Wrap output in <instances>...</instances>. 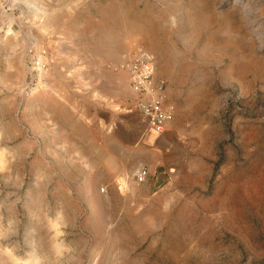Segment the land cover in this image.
Returning a JSON list of instances; mask_svg holds the SVG:
<instances>
[{
	"label": "rangeland",
	"instance_id": "374dc122",
	"mask_svg": "<svg viewBox=\"0 0 264 264\" xmlns=\"http://www.w3.org/2000/svg\"><path fill=\"white\" fill-rule=\"evenodd\" d=\"M137 46L207 125L206 181L157 198L134 176L160 157L130 111ZM0 264H264V0H0Z\"/></svg>",
	"mask_w": 264,
	"mask_h": 264
},
{
	"label": "crops",
	"instance_id": "0c3cea01",
	"mask_svg": "<svg viewBox=\"0 0 264 264\" xmlns=\"http://www.w3.org/2000/svg\"><path fill=\"white\" fill-rule=\"evenodd\" d=\"M138 47H143L153 53L155 57L154 81L156 83L162 82L164 84V105L174 106V115L172 119L167 122L164 132L160 135L151 134L154 135V150L160 156L158 162L144 163L137 168L139 169L142 166H146L148 168L149 174L145 181L138 182L136 180V183L146 185L148 193H150L152 197L157 198L160 197L164 192L167 186L166 180L170 181L171 179H175V182L178 184H181V179H187L189 177L193 178L192 182L196 180L199 184H201L202 181H206L207 174L211 172L210 162L205 161L204 158L203 161H194L193 156L207 146V125L204 123L202 130L196 127V117L192 113L193 110L189 106L188 108L190 110L186 111L185 113L183 112L182 99L184 94L181 90V84H179V82L175 79L174 73L164 74L161 72L163 58L161 53L156 51L153 52L144 46H137L132 54L123 60L122 64L133 57ZM41 52L39 51V54ZM36 53H38V51ZM44 61L47 63V66L50 64L47 58H44ZM44 70L45 72L47 71V69ZM45 72L44 74H46ZM124 72L126 73L129 86L133 92L130 111L136 112L139 115V118L143 122L146 133V119L136 106L137 100L139 98L138 94L130 84V78L127 70L124 69ZM94 101L96 106H101V100ZM99 111H101V108H99ZM83 119L87 127H92L98 124V122L99 124L102 123L101 112L98 113V116L95 112L94 116H86ZM114 149L117 150V141H114ZM97 152L102 159L103 151L100 143ZM164 154L170 155L172 158H165ZM202 154L205 155L203 151ZM113 159L115 161V158H112V161ZM162 169L163 171L169 170V172L167 174H163V171L161 173Z\"/></svg>",
	"mask_w": 264,
	"mask_h": 264
},
{
	"label": "built area",
	"instance_id": "2783aa9c",
	"mask_svg": "<svg viewBox=\"0 0 264 264\" xmlns=\"http://www.w3.org/2000/svg\"><path fill=\"white\" fill-rule=\"evenodd\" d=\"M31 64L33 73H38L45 67L41 56H34ZM122 67L127 70L130 84L138 94L136 106L146 119V134L160 135L174 115V106L164 105V84L154 81L155 57L153 53L143 47H138L133 57L124 62ZM148 174V168L142 166L136 170L134 176L138 182H143Z\"/></svg>",
	"mask_w": 264,
	"mask_h": 264
},
{
	"label": "bare ground",
	"instance_id": "6f19581e",
	"mask_svg": "<svg viewBox=\"0 0 264 264\" xmlns=\"http://www.w3.org/2000/svg\"><path fill=\"white\" fill-rule=\"evenodd\" d=\"M138 22V21H137ZM119 29V28H118ZM113 30H115V29H113ZM82 32V31H81ZM111 32H109V34H110ZM110 36V35H109ZM151 40V39H150ZM156 46V45H155ZM151 50V49H150ZM157 64V63H156ZM43 75V73L41 72V76ZM106 152V151H105ZM106 154H107V152H106ZM86 174V173H85ZM94 179V178H93ZM95 180V179H94ZM95 185V184H94ZM94 188H96V187H94ZM95 197V196H94ZM93 197V198H94ZM98 204V203H97ZM91 205V204H90ZM100 209V208H99ZM99 212V211H98Z\"/></svg>",
	"mask_w": 264,
	"mask_h": 264
}]
</instances>
